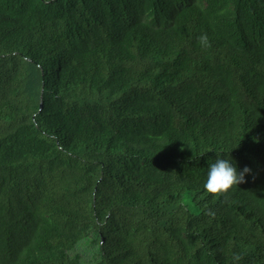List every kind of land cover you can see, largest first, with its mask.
<instances>
[{
	"label": "trees",
	"instance_id": "16d2710c",
	"mask_svg": "<svg viewBox=\"0 0 264 264\" xmlns=\"http://www.w3.org/2000/svg\"><path fill=\"white\" fill-rule=\"evenodd\" d=\"M0 264H264V0H0Z\"/></svg>",
	"mask_w": 264,
	"mask_h": 264
},
{
	"label": "clouds",
	"instance_id": "9594fccd",
	"mask_svg": "<svg viewBox=\"0 0 264 264\" xmlns=\"http://www.w3.org/2000/svg\"><path fill=\"white\" fill-rule=\"evenodd\" d=\"M199 41L205 47H210L207 35H201ZM249 172L250 169L247 167L238 172L232 162L218 157L210 166L204 189L215 199L227 198L230 191L245 182V175ZM208 215L214 217V213L211 211ZM240 259L239 255L234 256L235 261Z\"/></svg>",
	"mask_w": 264,
	"mask_h": 264
},
{
	"label": "rangeland",
	"instance_id": "374dc122",
	"mask_svg": "<svg viewBox=\"0 0 264 264\" xmlns=\"http://www.w3.org/2000/svg\"><path fill=\"white\" fill-rule=\"evenodd\" d=\"M82 247H83V249H85V246L84 245H82Z\"/></svg>",
	"mask_w": 264,
	"mask_h": 264
}]
</instances>
